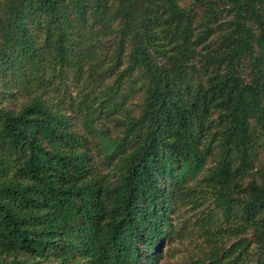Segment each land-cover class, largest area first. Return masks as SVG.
<instances>
[{
	"label": "trees",
	"instance_id": "trees-1",
	"mask_svg": "<svg viewBox=\"0 0 264 264\" xmlns=\"http://www.w3.org/2000/svg\"><path fill=\"white\" fill-rule=\"evenodd\" d=\"M181 1L0 0V264H157L198 178L237 238L186 264H264V0Z\"/></svg>",
	"mask_w": 264,
	"mask_h": 264
},
{
	"label": "rangeland",
	"instance_id": "rangeland-1",
	"mask_svg": "<svg viewBox=\"0 0 264 264\" xmlns=\"http://www.w3.org/2000/svg\"><path fill=\"white\" fill-rule=\"evenodd\" d=\"M189 1L182 0L181 3H188ZM110 80V78H107L104 81L109 82ZM102 87L103 84L99 86L91 85L89 90L96 91L102 89ZM79 90V86L75 82L69 84V87L65 90V98L72 100V106H70L72 109L76 107ZM137 102V94H134L128 100L126 99L125 104L131 113L136 112ZM72 109L68 107L66 110L70 113V121H72L73 127L78 132H83L80 123L75 119L76 112ZM95 121L99 126L106 127L107 133L112 136L121 133L122 126L118 121L110 119L108 115L101 113ZM89 152L92 154V158H96L92 146H90ZM213 163V158L207 157L205 166L211 167ZM258 166L264 170V141L257 147L254 167ZM94 173L103 175L107 172L106 168L97 162ZM110 177H112L111 173ZM188 183L191 184V188H184L179 191L176 200L171 205L169 211L170 225L167 229V235L160 242V256L157 259V264H186L194 259L203 260L204 255L214 248L215 244L219 243L227 247L230 242L237 238L235 234L230 232V228L225 226L226 220L218 216L219 213L213 200L216 187H212L199 178L188 180ZM242 235L252 239V232L249 229Z\"/></svg>",
	"mask_w": 264,
	"mask_h": 264
}]
</instances>
